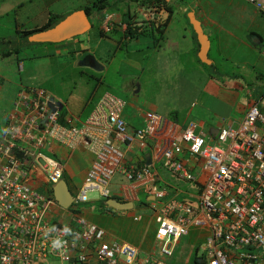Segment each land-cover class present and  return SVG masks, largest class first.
<instances>
[{"label": "built area", "instance_id": "2783aa9c", "mask_svg": "<svg viewBox=\"0 0 264 264\" xmlns=\"http://www.w3.org/2000/svg\"><path fill=\"white\" fill-rule=\"evenodd\" d=\"M246 1L264 12V0ZM248 96L240 123L219 126L212 145L214 138L194 121L177 130L154 112L146 111L143 124L131 128L127 102L110 93L79 122L50 91L22 87L0 134V264H180L177 245L192 232L205 234L192 264H264V83ZM149 140L164 171L189 183L198 181L196 167L206 174L197 204L164 202L167 193L151 166L126 167L119 144L144 148ZM56 146L70 153L81 147L94 156L71 209L53 194L65 171ZM118 172L129 184L112 198L110 183ZM37 181L44 182V191L33 185ZM140 188L155 200L157 252L116 238L78 208L89 202L90 192L105 201L135 202ZM54 240L61 246L54 248Z\"/></svg>", "mask_w": 264, "mask_h": 264}, {"label": "crops", "instance_id": "0c3cea01", "mask_svg": "<svg viewBox=\"0 0 264 264\" xmlns=\"http://www.w3.org/2000/svg\"><path fill=\"white\" fill-rule=\"evenodd\" d=\"M167 2L168 4L165 7L155 5L158 7L157 12H151V8L141 6L137 3H124L122 5L124 8L122 13L107 14L105 10L94 14L90 18L91 21L94 19L96 25L98 26L96 34L98 36V40L100 39V42H103L104 44L106 41L109 47H111V45L114 47L113 50L116 52L114 57L118 56L123 51H126L129 54L132 49L134 50L133 52H143V54H151L153 52L149 57L152 60L146 62L142 67L139 66L142 70L141 75H146V78L151 75L155 78V80H158L160 84L164 85H170L172 80L177 78L179 81H182L180 85L184 84V81L186 82L183 86L186 88L187 83L192 82L191 79L187 78V75H189L187 68L192 65L193 70L191 73L200 86V95H202L204 99L202 101H200L201 98L197 99V102L194 100L190 109H167L164 113H159L160 108L157 106L146 109L142 104L135 105L131 104V102L127 103L125 116L127 121L130 123V127L134 128L142 125L143 115L146 111L154 112L167 118L169 121L175 123L177 130H183L187 127L190 121H194L198 125V131L204 132L210 137H213L212 133L216 135L219 126L236 127L244 117L248 108L249 96L247 97V105L245 107H236L238 109V115L234 114V112H229L233 108L234 111L236 109L230 104H234V99L238 95L236 93L237 84H240L243 81L242 78L247 73L248 68L245 67L243 69H239L237 73L232 75L234 87L231 83L227 82V80L225 82H222V80L219 79L215 80V76H222L223 74L220 71L217 72L216 63L209 56L210 51L212 50L211 48L213 47L211 35L214 36L215 46L219 52L227 50L231 53L234 49L246 47L251 48V46L246 43H241L240 45L237 44V37L232 29V26L234 22V14L241 12L243 14L242 17H250V9L247 5L252 4L246 0H170ZM169 6L171 8L167 10V7ZM192 11L195 12L196 18L201 22L203 30L209 36L211 41V48L208 56L212 63L205 64L210 68H206L204 63H202L199 59L200 44L188 16ZM175 21L179 23L178 28H175ZM92 24L94 28L95 25L93 22ZM40 26L41 25H35L29 28L19 26L18 28L33 29ZM108 26H110V31L106 30ZM159 28L162 29V34L156 31ZM129 29L137 30L136 38L127 35V31H129ZM100 31H103L105 35L101 36L98 34ZM184 47H186V50H183ZM100 49L99 45L92 50L90 49V55L99 64L98 70L103 72L105 75L108 73L111 62L108 59L102 60L97 57ZM83 52H86V50L83 49L81 54H83ZM105 52L104 50H101V53ZM82 57L84 59V54L81 55V58ZM114 57L112 58V56H110V59L112 58V60H114ZM145 57L147 56L145 55ZM183 58L184 60H187L185 61L187 63H185L187 68L184 66L185 64H182L181 62L183 61ZM258 65L260 67L258 69L259 72H254L255 81H253L252 84H249V91L255 87H259L261 83H264V80H261L258 75H264V61L260 60L257 66ZM172 66H177L179 69L180 67H183L182 73H174L173 75L171 73ZM206 73H208L207 77ZM204 74L205 80L203 79ZM138 78L139 80L141 79L140 77ZM0 81L3 83V85L0 84V90L3 89V86L11 83L10 80H6L4 77H0ZM14 84L17 88H19L18 92L22 87H35L27 85L24 82ZM136 85L137 81H135V79L129 81L127 84L128 88H134ZM224 91L232 92V97L226 96V100L228 102L217 96L224 94ZM104 93L112 94L109 91H103L98 95V97H96L97 94H95L94 99L93 97L89 99L92 110ZM56 97L59 98L58 96ZM61 100L66 105L64 113L68 112L72 114L74 117L78 118L79 122L85 121L92 112V110H90V112L85 114V117L84 113L75 112V114L70 111L67 102L63 99ZM12 104L13 100L11 101L10 112L12 110ZM226 112L229 113L226 114ZM145 143L146 145L144 148L140 144H136L133 147L131 146L130 149L123 143L119 144L122 149L126 150V167L151 166L152 170L156 171L159 176V186L167 193L163 199L164 202L178 200L191 205L197 204L198 197L201 193L200 191L203 189L206 182V174L202 172L200 167H196L194 172L197 175L198 181L192 183L193 187H180L181 185L179 186V182H183V180L162 169V160L157 157L153 151V141L149 140ZM54 150L56 155L65 163L63 179L66 181L72 195L76 198L86 178L87 172L94 161V156L91 152L81 147L74 153L68 152L66 148L61 146H56ZM148 156L150 157V163H148ZM42 184H44V182H33L35 187L44 191L45 188ZM128 184L129 183L122 172L116 173L110 183L112 198H119L122 191L126 189ZM136 193L138 199H136L135 202H131L133 203V208L131 210H115L109 207L106 204V201L100 196L99 199L101 198L105 203L104 206H101V209L98 204L100 200L98 199V201L96 200L90 202L89 200L88 202L97 205L95 209L94 206L93 209H81L80 206L82 204H79L78 208L81 210L80 213L87 220L98 224L116 238L149 251L150 249L146 248L151 246L153 247L152 249L155 248V224L153 219V205L155 204V200L154 197L148 194V192H145L143 188L138 189ZM143 198H146V200ZM92 210L95 212L99 211L102 216H99V218H96L97 220H95ZM134 217H140L141 220L135 221ZM192 235L193 240H205V234H201L200 232H193ZM196 246V249H193V251L195 250V260L197 259L198 253V245L196 244ZM192 257L193 256L190 254L188 256L189 259H187L186 255L185 259L180 261V264H192L195 262V260L192 262Z\"/></svg>", "mask_w": 264, "mask_h": 264}, {"label": "rangeland", "instance_id": "374dc122", "mask_svg": "<svg viewBox=\"0 0 264 264\" xmlns=\"http://www.w3.org/2000/svg\"><path fill=\"white\" fill-rule=\"evenodd\" d=\"M94 1L95 0H0V40L5 38L12 43V45L0 43V77H4L6 80L11 81V83L3 86V89L0 90V134L5 130L6 121L11 109V101L14 100L18 94L19 88H17L14 83L24 82L27 85L42 87L66 101L70 111L73 113H84V117L86 113L92 110L89 99L91 97L94 99L95 94H97L96 97H98L103 91H109L127 103L131 102V104L135 105L142 104L146 109L157 106L160 108L159 113H164L167 109H190L194 100L197 102V99L201 98L200 101L204 99L203 96L200 95L201 90L198 81L195 80V77L191 73L193 70L192 65L189 64L190 66L187 68V63L185 62L187 60L183 58V61H181L182 64L186 63L184 66H186L187 72L189 73L187 78L192 80V82L187 83L186 88L183 87L186 82L184 81V84L180 85L182 81H179L177 78H174L170 85L160 84V82L155 80L151 75L146 78V75H141L142 70L140 67L152 60L149 57L153 52L151 54H143V52H133L134 50L132 49L129 54L123 51L118 56L114 57L116 53L113 50L114 47L112 45L109 47L106 41L104 44L100 42V39L98 40V36L96 35L98 26L94 19H92L95 25L94 28L85 35L69 40L68 43L71 44L70 46H30L27 40L25 41L17 37L19 34H17L16 31L19 26L28 28L35 25L42 26L48 21V17L51 14L68 16L80 8L90 5ZM110 1L113 4L118 0ZM247 6L250 9V17H242L243 14L241 12L234 14L232 29L237 37V44L246 43L250 45L251 48L234 49L231 53L227 50L219 52L215 46L214 36L211 35L213 47L211 48L212 50L209 56L216 63L217 72L220 71L223 74V77L218 75L215 76L217 78H215V80L219 79L222 80V82L227 80V82L231 83L234 87L232 75L237 73L239 69L248 68L247 73L242 78L243 81L237 84L236 93L238 95L234 99V104H230L235 108L245 107L247 105L248 86L255 81L254 72H259L258 69L260 67L259 65L257 66V64L260 60L264 61V13L254 5ZM157 8V6H154L152 10L154 9L156 12V10H158ZM123 9L122 5H119V8L117 6H112L105 12L107 14L122 13ZM152 10L151 12H154ZM174 25L175 28H178L179 23L175 21ZM15 43H20L24 51H22L19 56L14 53L7 58L1 57V53L4 49L18 45ZM14 44L15 46H13ZM97 45L101 48L97 57L102 60L108 59L111 62L108 73L105 75L100 70L86 64V61L92 57L90 55L91 50ZM71 46L86 50V52H83L84 59L83 57L81 58V55H83L81 53H75L74 55L69 53V47ZM101 50L106 52L101 53ZM183 50H186V47H184ZM35 55H45L46 57L35 58ZM145 55L147 57H145ZM110 56H112V58L114 57V60H112V58L110 59ZM73 58H75V60ZM182 70L183 67L179 69L177 66H172L171 73L173 75L174 73L181 74ZM207 76L208 73H206V77ZM138 77L141 79L139 80ZM204 78L205 74L203 75V79ZM133 79L137 81L136 87L128 88L127 84ZM0 84L3 85L1 81ZM229 91H224V94L217 96L228 102L226 96L232 97V92ZM237 108L235 111L233 108L229 112H234V114L238 115ZM229 112H226V114ZM212 134L214 138L212 145H215L216 135H214V133ZM44 152L51 155L48 151ZM179 186L183 188L184 186L193 187V184L181 181L179 182ZM88 196L90 202L96 201L97 199L100 200L98 204L100 205V209L102 208L103 200L101 198L99 199V194L97 192H90ZM143 199L146 200V198ZM93 206L94 209L97 207V205L87 203L82 204L80 208L93 209ZM92 214L95 220H97L96 218H99V216H102L99 211L95 212L92 210ZM192 233L187 237H183L177 245L176 258L180 257V259H185L187 255V259H189L188 256L191 254L193 256L192 262L195 260V250L193 251V249H196V244L200 247L204 243V240H193ZM154 244L157 252L159 243L154 241ZM152 248L151 246L146 249L151 250Z\"/></svg>", "mask_w": 264, "mask_h": 264}, {"label": "water", "instance_id": "95a60500", "mask_svg": "<svg viewBox=\"0 0 264 264\" xmlns=\"http://www.w3.org/2000/svg\"><path fill=\"white\" fill-rule=\"evenodd\" d=\"M188 16L200 44L199 59L204 64H211L212 61L208 56L211 48L209 36L203 30L201 22L196 18L195 12H190ZM92 28L93 24L87 12L81 9L69 14L54 27L30 36L29 40L31 43L36 44H61L87 34ZM149 158L148 156V163H150ZM53 194L58 204L64 209L71 208L75 202V197L72 195L64 179L53 187ZM106 204L119 211L131 210L133 208V203H123L114 199L107 200Z\"/></svg>", "mask_w": 264, "mask_h": 264}, {"label": "trees", "instance_id": "16d2710c", "mask_svg": "<svg viewBox=\"0 0 264 264\" xmlns=\"http://www.w3.org/2000/svg\"><path fill=\"white\" fill-rule=\"evenodd\" d=\"M124 3H137V4H140L142 6H147V8H151L152 10V7H154L155 5H159V6H162V7H165L168 2L166 0H118V1H115L113 4L111 3L110 0H95L93 3H91L90 5H86L84 7H82L81 9L85 10L89 16V18H91L94 14L96 13H99V12H103L109 8H111L112 6H117L119 8V5H123ZM171 7H167V10H169ZM79 9V10H81ZM154 11V10H152ZM158 10H156L157 12ZM155 12V11H154ZM66 15H58V14H51L49 15V18H48V21L40 26V27H35L33 29H21V28H18L16 33L19 34V37L20 39H24L25 41L27 40V42L29 43V45H38L39 47L40 46H44V45H54V46H62V45H67V46H70L71 44H69L67 42H64V43H61V44H36V43H30L29 42V37L38 33V32H41V31H45L49 28H52L54 27L56 24H58L61 20H63L65 18ZM137 30H132V29H129V31H127V35L129 36H132L134 38H136L137 36ZM157 32H159L160 34H162V29H157L156 30ZM98 34H100L101 36L102 35H105V33L103 31H100ZM0 43H6V44H9V45H12V43H10L9 40H6L5 38H2V40H0ZM15 44H18L17 46H15ZM13 46L15 47H7L6 49H4V51L1 53V57L3 58H7V57H10L11 55H13L14 53L19 56V54L24 51V48L21 47V44L20 43H15ZM70 48V52L71 54H75V53H82V49H77L75 46H71L69 47ZM69 50V49H67ZM35 58H41V57H46L45 55H35L34 56ZM18 58V57H17ZM75 60V58H73ZM19 60V58H18ZM20 61V60H19ZM204 66L206 68H210L208 67L207 65L204 64ZM63 67V66H61ZM260 76V79L261 80H264V75L263 74H258ZM105 203L102 202V206H104Z\"/></svg>", "mask_w": 264, "mask_h": 264}, {"label": "clouds", "instance_id": "9594fccd", "mask_svg": "<svg viewBox=\"0 0 264 264\" xmlns=\"http://www.w3.org/2000/svg\"><path fill=\"white\" fill-rule=\"evenodd\" d=\"M141 6H142V5H141ZM153 10H154V9H153ZM65 17H66V16H65ZM72 207H74V203H73ZM72 207H71V208H72ZM109 207H110V206H109ZM71 208H69V209H71ZM64 232L70 234V233H71V229L65 227V228H64ZM61 243H62V242H61L60 240H54L52 246H53L54 248H57V247H60V246H61Z\"/></svg>", "mask_w": 264, "mask_h": 264}, {"label": "flooded vegetation", "instance_id": "af4514ba", "mask_svg": "<svg viewBox=\"0 0 264 264\" xmlns=\"http://www.w3.org/2000/svg\"><path fill=\"white\" fill-rule=\"evenodd\" d=\"M86 64L90 65L92 68H96L97 70L99 69V64L92 57H90V59L86 61Z\"/></svg>", "mask_w": 264, "mask_h": 264}]
</instances>
